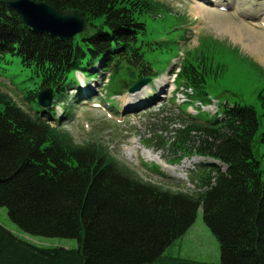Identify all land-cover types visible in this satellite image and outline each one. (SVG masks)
Here are the masks:
<instances>
[{
	"label": "trees",
	"instance_id": "16d2710c",
	"mask_svg": "<svg viewBox=\"0 0 264 264\" xmlns=\"http://www.w3.org/2000/svg\"><path fill=\"white\" fill-rule=\"evenodd\" d=\"M6 1L13 0H0V63L16 56L40 79L24 97L27 110L0 91V207L24 234L75 239L78 248L37 247L0 225V264H264V169L253 153L255 138L264 144V87L257 93L260 134L262 122L250 105L219 101L212 120L180 117L183 127L173 129L168 151L179 161H211L191 170L194 190L145 181L102 145L75 143L63 121L77 101L69 97L76 74L94 79L97 69L110 81L126 69L137 79L157 77L146 59L152 47L141 18L159 4L32 0L76 10L85 19L87 30L62 42L24 26ZM206 63L203 55L186 62L176 81L208 105L212 70ZM41 89L52 91L50 108L29 101ZM56 107H63V116L57 118ZM199 209L218 243L219 263L167 254Z\"/></svg>",
	"mask_w": 264,
	"mask_h": 264
},
{
	"label": "rangeland",
	"instance_id": "374dc122",
	"mask_svg": "<svg viewBox=\"0 0 264 264\" xmlns=\"http://www.w3.org/2000/svg\"><path fill=\"white\" fill-rule=\"evenodd\" d=\"M154 1L159 4V10L144 15L141 20L152 47L146 59L157 77L139 91L130 93L123 88V82H134L137 78L128 80L129 70L122 69L110 81L104 79L108 74L97 69L92 70V75H96L94 79L76 74L78 88L74 87L69 97L73 100L76 96L77 101L72 102V114L63 121L64 128L77 144L102 145L145 181L182 191L194 190L192 174L195 172L191 170H196V166L206 160L189 156L179 161L167 149L173 129L183 127L180 117L188 120L189 115L200 121L212 120L218 101L238 103L255 108L262 122L257 134L263 130L257 93L264 87V56L260 59L255 53L252 36L264 39V0ZM200 4L205 6V12L200 13L202 8H196ZM201 55L206 57V64L212 70L206 82L209 106L187 96L191 91L185 92L172 74L188 61L197 63ZM20 62L16 56H6V61L0 63V91L27 110L29 104L24 97L27 92H34L40 78ZM35 100L36 97L29 101L35 105ZM201 105L205 111L201 110ZM62 108L54 109L57 118L63 116ZM253 153L264 169V144L259 143L258 138L254 139ZM0 225L37 247L78 248L75 239L24 234L1 207ZM167 254L219 263V246L203 221L201 209L184 235L171 244Z\"/></svg>",
	"mask_w": 264,
	"mask_h": 264
},
{
	"label": "water",
	"instance_id": "95a60500",
	"mask_svg": "<svg viewBox=\"0 0 264 264\" xmlns=\"http://www.w3.org/2000/svg\"><path fill=\"white\" fill-rule=\"evenodd\" d=\"M5 4L31 31L47 34L62 42L72 39L87 29V22L76 10L58 11L45 2L32 0L6 1ZM127 77L131 80L135 79L133 71H129ZM149 81L150 79H139L128 91L135 93ZM52 98V91L44 89L37 94L36 102L40 108L46 109L51 106Z\"/></svg>",
	"mask_w": 264,
	"mask_h": 264
},
{
	"label": "bare ground",
	"instance_id": "6f19581e",
	"mask_svg": "<svg viewBox=\"0 0 264 264\" xmlns=\"http://www.w3.org/2000/svg\"><path fill=\"white\" fill-rule=\"evenodd\" d=\"M214 1H216V2H218L219 0H210V2H213L214 3ZM194 3V2H193ZM6 5V4H5ZM204 5H202V4H200V6H197L196 8L197 9H200V8H202V11H201V9H200V13L201 12H205L204 11V8H205V6L203 7ZM7 7V6H6ZM8 8V7H7ZM9 9V8H8ZM10 10V9H9ZM249 11H247V13H248ZM198 14V13H197ZM263 24H264V20H263ZM257 27V26H256ZM263 27H264V25H263ZM258 28V27H257ZM258 29H260V28H258ZM230 32H232L231 30H229ZM264 35V34H263ZM252 40H254V42H255V44H254V47H255V53L258 55V57L261 59V58H263V56H264V47H263V45H264V39H261V38H259V37H257L256 35H253L252 36Z\"/></svg>",
	"mask_w": 264,
	"mask_h": 264
}]
</instances>
